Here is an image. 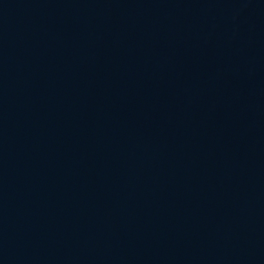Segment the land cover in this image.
<instances>
[{
  "label": "water",
  "instance_id": "1",
  "mask_svg": "<svg viewBox=\"0 0 264 264\" xmlns=\"http://www.w3.org/2000/svg\"><path fill=\"white\" fill-rule=\"evenodd\" d=\"M0 264H264V0H0Z\"/></svg>",
  "mask_w": 264,
  "mask_h": 264
}]
</instances>
